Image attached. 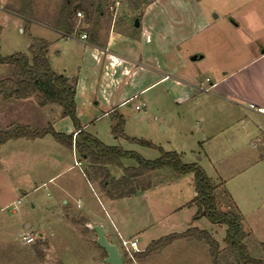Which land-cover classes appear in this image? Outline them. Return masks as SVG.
I'll return each instance as SVG.
<instances>
[{"label":"rangeland","instance_id":"374dc122","mask_svg":"<svg viewBox=\"0 0 264 264\" xmlns=\"http://www.w3.org/2000/svg\"><path fill=\"white\" fill-rule=\"evenodd\" d=\"M81 1H74L71 6L77 30H87L90 36L94 34L92 39L105 41L114 25L119 31L135 33L137 19L143 17L144 10L154 0H95L101 11L88 10L86 4ZM198 1L206 11H213V25L196 32L186 40V45L192 51L205 55L204 59L191 63V68L194 70L195 66L203 76L206 75L207 69L215 76L232 67L228 65L229 61L219 58L220 53L229 54L236 46L247 47L244 35L249 25L255 35L264 38V0ZM63 3L64 0H32L33 20L27 22L17 13L10 11L20 10L22 0H0L1 55L29 54L33 38H43L47 41L55 39L57 34L49 27L54 28ZM78 11H81V16L76 14ZM217 16L219 18L215 19ZM237 23L238 27L235 26ZM65 45L60 41L54 47L63 49ZM51 54L52 68L58 70V60L53 51ZM246 57L241 56L231 65L238 66ZM16 75V69L0 64V80ZM198 82L197 94L185 103L173 104V107H170V97L167 98L163 94V87L160 86L147 93L153 100V107L149 110L150 116L144 114L148 105H143L141 111L135 109L137 100L131 103L132 106L128 103L123 108L124 115L122 111L118 113L126 120L130 119L128 128L132 133L142 134V137L151 134L162 142V145L158 146L166 151L171 150L167 141L185 144L187 151L182 154L183 161L199 164L213 178L221 208L230 206L242 215L245 243L251 256L264 258V165L258 163V159H262L263 151L261 148L253 150L257 159L249 155L250 149L245 134L251 123L231 104L215 97L209 81L202 82L198 79ZM55 108L60 111L55 104L40 107L34 98L4 99L0 96V131L17 125H28L32 129L53 125L58 115ZM171 108L173 109L170 110ZM164 114L168 116L165 120L171 122L165 126L169 128L168 135H164L158 128L159 121L156 119L157 115ZM142 115L146 121H140L139 117ZM108 125L107 120L101 121L87 132L97 136L95 132L98 130L99 138L104 144L117 145L147 160L160 156L158 149L143 146L127 138H124L127 141L122 142V145L116 143L118 139ZM185 131L188 134H185ZM233 133L240 139L235 143L230 140ZM48 139L53 143L55 141L50 136ZM253 141L256 142V138ZM30 142H21V147H13L12 142H8L0 147V264H105L103 260L107 254L98 246L96 232L78 215L87 210L92 211L88 205L89 201L99 216L105 218L108 214L113 217L117 230L123 233V238L140 239L141 249L146 246L148 235L159 236L165 230L185 232L189 228L188 222L192 223L194 219L192 227L207 230L219 242L223 249L219 258L220 264L236 263L234 253L226 250L225 225L213 224L205 216L195 219L196 206L176 211L187 202L190 203L196 195L193 173L178 175L171 169L164 168L145 174L137 179V184L144 187L152 183L158 184V187H151L148 193L138 194L137 197L114 206L102 199H96L87 186V203L84 201L83 208L78 209L75 202L70 200L69 206L74 204V207H68L70 215L66 218L65 204L61 198L58 199L60 193L56 188L65 178L59 179V176L48 180L66 166L75 165V170L70 172L73 174L83 168V163L86 167L88 164L83 162L78 165L76 162L82 160L78 153L73 155L71 151L59 156L51 155V152L39 153L35 149L44 146L35 147L34 143ZM235 144H238L236 148ZM137 163L136 158L122 160L123 167H137ZM111 166L110 169H118L120 165ZM122 166L120 168L124 169ZM90 171L91 175L95 176L93 169ZM15 204L17 212H13ZM167 211L176 212L170 215L171 218L166 224H162L159 218ZM105 220L107 228L114 231L115 227L106 218ZM144 229L149 231L146 235L141 234ZM22 232L33 235L34 242L23 244L19 237ZM116 243L119 246L120 240ZM150 243L151 241L149 245ZM122 255L124 264H213L209 246L205 241L195 238L176 239L158 252L142 258L135 256L134 260H130L123 253Z\"/></svg>","mask_w":264,"mask_h":264},{"label":"crops","instance_id":"0c3cea01","mask_svg":"<svg viewBox=\"0 0 264 264\" xmlns=\"http://www.w3.org/2000/svg\"><path fill=\"white\" fill-rule=\"evenodd\" d=\"M212 13L213 11H206L198 0H154L144 10L139 27L134 30L135 33L119 31L114 25L109 30L105 41H99L98 38L96 40L91 39L92 36H90L88 31H79L74 36L64 37L61 33L49 27L57 34L55 39L48 41L50 43V64L52 67L51 53L53 51L60 65L58 70L52 69L67 78L77 80L75 103L81 127L87 131L97 123L107 120L109 128L112 129L114 121L109 120H113L114 114L118 111H122L124 115L123 108L128 103H130V106L135 100H137L135 109L141 111L143 105H148L144 109V114L149 115V110L153 107V100L147 96V93L160 86L163 87V94L167 98L170 97V107L173 104L185 103L197 94L199 89L198 79L202 82L206 80L210 82V89L213 90L215 97L231 104L233 108L239 111V114L244 115L247 121L251 123L250 129L245 134L246 143L250 149L249 155L255 157V151L253 150L261 148L263 154L261 156L262 159H258V163L264 165V113L256 110V108L264 109V38L255 35L254 30L249 25L247 33L244 35L247 47L243 45L242 47L236 46L229 54H219V58L222 57L229 61L227 63L232 67H229L228 71L217 73L215 76L206 69V75L203 76L195 66L194 70H192L191 63L204 59L205 55L192 51L186 45V40L189 36L195 35L196 32H201L213 25ZM218 18L219 16L215 19ZM262 18L264 19V15ZM235 26L238 27L239 23ZM82 34H87V38L81 39ZM60 41L66 45L63 49H56L54 46ZM195 55L198 58L193 60ZM241 56L248 57L236 67L231 65L233 62H237ZM143 96L146 97L143 98ZM143 100L144 102H142ZM137 106H140V108L137 109ZM58 108H60V111L55 108L58 115L53 122L54 129L66 135L73 134L75 139L77 130L72 120L69 117H63L62 108L60 106ZM166 117H168L167 114L156 116L159 121L158 128L162 130L164 135H168L167 132L169 130L168 127H165L166 124L171 123L165 120ZM139 119L140 121H146L144 115L140 116ZM129 121V118L125 119V134L127 136L151 141L157 146L162 145V142H159L156 137H152L151 134L142 137V134L132 133L128 128ZM95 134L99 138L100 132L98 130H96ZM185 134H188V132L185 131ZM49 136L55 140L51 135H47L44 138L34 140L19 138L8 142H12L13 147L15 145L21 147V142L31 141L35 147L44 146L43 148L38 147L35 149L43 154L51 152V155L59 156L65 153L68 154L70 151L73 155L77 154L75 148H68L56 140L54 141L55 145L48 139ZM230 136V140L233 143L240 140L234 133ZM254 138H256V142L253 141ZM116 139H118L116 143L121 145L122 142L127 141L124 138ZM166 143L170 145V151H177L181 155L187 151L185 144L173 143L171 140ZM237 145L235 144L234 147L236 148ZM112 146L119 147L117 145ZM255 158L257 159L258 157L256 156ZM79 161L78 165L84 162L80 161L79 163ZM74 166H66V168L60 169L56 175L48 180L51 181L59 176V179L65 178L56 185V188L60 193L58 199L61 198L65 204L66 218L70 215L68 207H74V204L69 206L70 200L75 202L78 209L83 208L84 201L87 203L89 199L85 195L87 186L96 199H102L113 206L114 204H119V202L135 198L138 194L148 193L151 187H158V184L152 185V183H148L142 189L141 187L143 186L139 185V183L137 184V179H135L131 184L139 188L136 193L123 198H111L101 188L99 180L91 175V171L84 163L83 168L79 169L78 172L74 171L73 174H70V172L75 170L73 169ZM111 167L109 166L108 169L111 176L120 179L124 175V169H121L120 166L117 167L118 169L115 168L116 170L110 169ZM88 205L91 206L92 211L87 210L83 213H78L85 219L86 225H102L105 228L107 239L112 243L119 241L120 236L124 237L123 233L117 230L116 222L111 215L107 214L108 217L105 218L115 227L114 231L109 227L107 228L104 216H99L95 212L96 208L91 205L90 201ZM189 207H193V205L187 202L186 205H182L176 211ZM176 211L171 213L167 211L159 218L161 220H158L162 224H166L171 218L170 215ZM193 223L194 219L192 223L188 222L187 228L192 227ZM147 232L149 231L144 229L141 234L146 235ZM161 233L159 236L148 235V242L143 249L148 247L150 241L152 242L177 232L165 230V232L162 231ZM115 240L116 242H114ZM138 240L140 241V239ZM103 262L105 263V258Z\"/></svg>","mask_w":264,"mask_h":264},{"label":"trees","instance_id":"16d2710c","mask_svg":"<svg viewBox=\"0 0 264 264\" xmlns=\"http://www.w3.org/2000/svg\"><path fill=\"white\" fill-rule=\"evenodd\" d=\"M74 1L78 0H64L53 28L64 37H71L79 32L76 24L73 22L74 13L71 12V6ZM81 2L86 4V9L88 10L95 9L101 11L100 7H97L95 0H82ZM22 4L20 10H9L17 13V15L27 22H31L34 14L32 0H22ZM138 22H140L139 19ZM85 31L87 30H83V32ZM49 50L50 43L47 40L33 38L29 46V54L16 53L10 56H2L0 53V64L13 67L16 69L17 74L13 78L0 80V96L4 99L34 98L40 107L50 104L60 106L62 108V116L69 117L72 120L77 130V136L74 139L73 134L66 135L57 132L51 124L39 129H32L28 125H17L0 131V147L9 140L19 138L34 140L51 135L60 144L68 148H75L80 159L88 164L89 171L93 169L95 179L99 180L101 188L108 196L116 199L136 193L139 188L134 187L131 183L145 174L164 168L171 169L178 175L193 173L197 195L190 202V205L197 207L195 219L205 216L213 224L225 225L227 227L224 239L226 250L234 253L233 257L236 263L228 262L225 264H264V258L251 256L245 243L246 234L243 230L240 211L237 209L233 210L230 206L225 209L221 208V203L216 195L217 185L202 166L197 163H185L182 155L177 151H166L151 141L127 136L124 131L125 118L118 112L113 116L114 124L112 132L115 137L127 138L143 146L158 149L160 151L158 158L147 160L132 151L108 146L95 135L85 131L81 127L77 116L75 103L77 80L67 78L65 75L56 73L52 69ZM125 158H136L138 166L123 167L122 160ZM111 165H120L124 168V175L120 179L111 176L108 171ZM179 238H195L199 241H205L209 246L212 263L220 264L219 258L223 249H221L219 242L207 230L198 227H190L185 232L171 233L154 240L143 252L136 253L135 256L137 258L150 256L152 253L158 252ZM40 255L42 256L41 253Z\"/></svg>","mask_w":264,"mask_h":264},{"label":"water","instance_id":"95a60500","mask_svg":"<svg viewBox=\"0 0 264 264\" xmlns=\"http://www.w3.org/2000/svg\"><path fill=\"white\" fill-rule=\"evenodd\" d=\"M136 27H139L138 19L136 22ZM197 58H198V56L195 55L193 57V60H196ZM196 195H197V193H196ZM89 226L97 234V244L101 248H103L107 253V257L105 258V263L106 264H124L123 255L121 253L119 246L115 243L110 242L107 239L105 228L102 225H90V224H88V227Z\"/></svg>","mask_w":264,"mask_h":264},{"label":"built area","instance_id":"2783aa9c","mask_svg":"<svg viewBox=\"0 0 264 264\" xmlns=\"http://www.w3.org/2000/svg\"><path fill=\"white\" fill-rule=\"evenodd\" d=\"M78 16H81L82 13L78 12L77 13ZM87 38V34H82L81 39H86ZM140 106H137V109H139ZM256 110L260 113H264V109L263 108H256ZM78 164V162H76ZM20 202V201H19ZM15 209L13 210V212H17V206L16 204L14 205ZM20 240L22 241L23 244L27 245V244H31L32 242H34L35 238L33 237V235H31L28 232H22L19 234ZM139 240L138 239H133V240H129V239H125L123 237L120 236V248L122 250V253L127 256L129 259L134 260V256L136 253H141L143 252L145 249H141L139 247Z\"/></svg>","mask_w":264,"mask_h":264}]
</instances>
